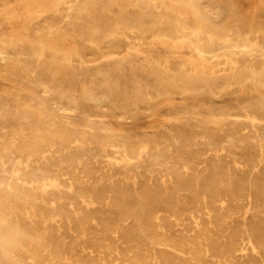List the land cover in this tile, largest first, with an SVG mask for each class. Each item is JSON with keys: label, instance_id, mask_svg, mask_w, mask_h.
Instances as JSON below:
<instances>
[{"label": "rangeland", "instance_id": "1", "mask_svg": "<svg viewBox=\"0 0 264 264\" xmlns=\"http://www.w3.org/2000/svg\"><path fill=\"white\" fill-rule=\"evenodd\" d=\"M0 65V264H264V0H0Z\"/></svg>", "mask_w": 264, "mask_h": 264}, {"label": "bare ground", "instance_id": "2", "mask_svg": "<svg viewBox=\"0 0 264 264\" xmlns=\"http://www.w3.org/2000/svg\"><path fill=\"white\" fill-rule=\"evenodd\" d=\"M189 4V3H188ZM191 4H192V2H191ZM187 6V5H186ZM190 6V5H189ZM189 6H188V8H189ZM66 7V6H65ZM70 8H71V6H70ZM190 8H193V6L191 7L190 6ZM67 9H69V8H67ZM193 10H195V9H193ZM67 11V10H66ZM88 12V11H87ZM197 12V11H196ZM66 13V12H65ZM109 14H110V12H108ZM69 14V13H68ZM68 16V15H67ZM226 18V17H225ZM109 21V20H108ZM205 23H207V22H205ZM220 24V23H219ZM57 25V24H56ZM206 25V24H205ZM38 30V29H37ZM79 30V29H78ZM169 34V33H168ZM43 36V35H42ZM118 36V35H117ZM116 36V37H117ZM171 36H172V34H171ZM112 38V37H111ZM95 41V40H94ZM92 45V44H91ZM195 50V49H194ZM200 52V51H199ZM217 52H219V50L217 51ZM203 53V52H202ZM84 54V53H83ZM65 55V54H64ZM75 55V54H74ZM87 56V55H86ZM192 59H194L193 57H192ZM70 60V59H69ZM60 61V60H59ZM187 62V61H186ZM75 64L77 63V62H74ZM1 66V65H0ZM69 66V65H68ZM165 69V68H164ZM0 71H2V72H6L7 74H8V76L11 78V79H25V78H27L31 83H34V81H33V79H31L29 76H33V74H30V75H26V74H24L17 66H1L0 67ZM34 72V71H33ZM26 76H28V77H26ZM259 80H260V78H259ZM83 83V82H82ZM171 87V86H170ZM132 89V88H131ZM173 89V88H172ZM186 89V88H185ZM181 90V89H180ZM25 92V91H24ZM115 92V91H114ZM16 93V92H15ZM31 94V93H30ZM168 94V93H167ZM35 98H37V97H35ZM213 98V97H212ZM21 100V99H20ZM165 102V101H164ZM164 102H163V104H164ZM183 102V101H182ZM42 103V102H41ZM97 103V102H96ZM166 103H169L168 101L166 102ZM172 104L174 103V102H171ZM171 103H169V104H171ZM25 104V103H24ZM162 104V105H163ZM27 105V104H26ZM161 105V104H160ZM164 105H167V104H164ZM163 105V106H164ZM33 106V105H32ZM37 107V106H36ZM27 108H29L28 106H27ZM18 109V108H17ZM52 110V109H51ZM71 111V110H70ZM36 113V112H35ZM40 114V113H39ZM41 116H42V114H40ZM131 115V114H130ZM39 116V115H38ZM44 116V115H43ZM117 116V115H116ZM178 116V115H177ZM181 116V115H180ZM83 117V116H82ZM81 117V118H82ZM217 117V116H216ZM43 118V117H42ZM87 118V117H86ZM89 118V117H88ZM101 118V117H100ZM123 118V117H122ZM134 118V117H133ZM133 118H132V120H133ZM170 118V117H169ZM235 118V117H234ZM63 119V118H62ZM124 119V118H123ZM146 119V118H145ZM44 120V119H43ZM67 121V120H66ZM44 122V121H43ZM123 122V121H122ZM133 122V121H132ZM135 122V121H134ZM70 126V125H69ZM21 127V126H20ZM13 128V127H12ZM34 130V129H33ZM41 131V130H40ZM45 131H47V130H45ZM15 132V131H14ZM49 132V131H48ZM45 133V132H44ZM52 135V134H51ZM54 135V134H53ZM56 135H57V132H56ZM61 135V134H60ZM82 135V134H81ZM90 135V134H89ZM62 136V135H61ZM55 137V136H54ZM57 137V136H56ZM82 137V136H81ZM94 137V136H93ZM137 137V136H136ZM136 137H134L135 139H136ZM53 138V137H52ZM84 138V137H83ZM10 139H11V137H10ZM66 139V138H65ZM80 139V138H79ZM220 139H221V136H220ZM231 139V138H230ZM58 140V139H57ZM92 140V139H91ZM131 140V139H130ZM228 140V139H227ZM96 141V140H95ZM151 141H153V140H151ZM15 142V141H14ZM66 145V144H65ZM225 146V145H224ZM175 153V152H174ZM14 165V164H13ZM135 186V185H134ZM152 197V196H151ZM153 197H154V195H153ZM154 201V200H153ZM157 203V202H156ZM144 204V203H143ZM86 205V204H85ZM157 205V204H156ZM128 220V219H127ZM200 245V244H199ZM246 246V245H245ZM135 261H138V260H135Z\"/></svg>", "mask_w": 264, "mask_h": 264}]
</instances>
